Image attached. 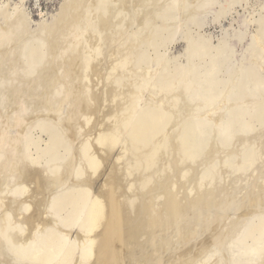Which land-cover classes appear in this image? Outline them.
<instances>
[{"label":"bare ground","instance_id":"bare-ground-1","mask_svg":"<svg viewBox=\"0 0 264 264\" xmlns=\"http://www.w3.org/2000/svg\"><path fill=\"white\" fill-rule=\"evenodd\" d=\"M26 1H0V264H264V216L217 202L264 155V1L62 0L35 26ZM248 5L239 65L222 20Z\"/></svg>","mask_w":264,"mask_h":264},{"label":"rangeland","instance_id":"rangeland-1","mask_svg":"<svg viewBox=\"0 0 264 264\" xmlns=\"http://www.w3.org/2000/svg\"><path fill=\"white\" fill-rule=\"evenodd\" d=\"M1 1V0H0ZM261 1H264V0H250V2L251 3H253L254 4V2H256V3H258V2H261ZM11 2H18V0H11ZM61 3H62V0H27L26 2H24V4H25V7H26V10H27V12H28V15H29V17L31 18V20H32V22H33V25L35 26L36 24H38L40 21H42L43 19H47V20H50L51 19V17L53 16V15H55L57 12H58V10H59V7H60V5H61ZM255 6V5H254ZM252 8H251V6L250 5H248V6H244V7H238L237 9H236V12H234L231 16H229V17H227L226 19H223L222 20V23H223V25H225V26H228V27H230L231 25H232V27L235 29V31H236V33L235 34H237L238 32H239V30L241 31H248L247 32V35H246V37H245V40H244V42L243 43H240L239 41H238V39H237V37H233V40H231V45L235 48V58L240 62V64L239 65H241V61H243L245 64H248V58H249V55H250V53L249 52H247L245 49V47H247V45L249 44V42H250V39H251V35H252V32H253V30H254V27L253 26H251L250 27V24L248 23V22H246L245 21V17H247V15L249 14V12L250 11H252L251 10ZM213 10H216L217 11V9H215V8H212V11ZM211 18H209V20H210ZM231 29V28H230ZM205 30L207 31V32H212L214 35H219L220 34V31H221V26L219 25V24H213L211 21H209V24L205 27ZM249 33V34H248ZM235 38V39H234ZM183 43L182 42H176V43H174L173 45H172V47H171V52H173L174 54L175 53H178V52H180L182 49H183ZM243 57H244V59H243ZM243 59V60H242ZM92 78H96L95 76L94 77H92ZM98 109V108H97ZM99 115V116H98ZM102 114L101 113H96V116L94 117V119H93V127H92V129H90V132H94L95 130H96V128H98V121H101L102 120V116H101ZM97 117H98V119H97ZM43 138H45V136H43ZM264 155H260L258 158L259 159H257L255 162H254V166L252 167V168H250L244 175H242L239 179H236V180H234L233 182H232V184L234 185L235 184V186H237V187H234L232 184H230L229 186H231V188L230 187H227L226 189L228 190V188H230V189H232L231 190V192H232V194L234 195V194H238V196H236V198H235V196H233V195H231L230 196V194H227V192L229 191H223V193L222 194H220L219 195V197L217 198L218 199V203H219V205L218 206H220L219 208H221V210L222 211H220L221 213H226V214H222L224 217L227 215V217L228 218H226V219H222V218H224L223 216L221 217V219H220V221H221V223L223 222V220H224V222H227L228 220H231V219H235L237 216H242V214H243V216L244 217H248V218H252V217H256V216H264V208H263V206H264V202H261V200H263L264 199V190H262L261 191V188L262 187H264V174H262L263 172H264V167H263V169H262V166H264V160L262 161V158H264L263 157ZM262 157V158H261ZM218 160H219V158L217 157V159H216V161H214V162H216V165L217 166H220L219 164V162H218ZM261 161V162H260ZM258 162V163H257ZM261 165H260V164ZM258 165V166H257ZM255 166H256V168H257V170L255 169ZM259 166H261V168L259 167ZM259 169H261V170H263V172L261 171V170H259ZM259 170V171H258ZM250 172V173H249ZM258 172V174H256ZM260 173V174H259ZM256 174V175H255ZM245 175H246V177H245ZM259 175H260V177H259ZM254 176V177H253ZM262 176V177H261ZM244 177H245V179H244ZM254 178V179H253ZM260 178V180L258 181V179ZM263 180H262V179ZM254 181H253V180ZM237 180H239V181H237ZM240 180H242V181H240ZM255 180H257V182H255ZM97 182H99V179L98 180H96ZM263 181V182H262ZM261 182V183H260ZM238 183V184H237ZM251 183H254L253 185H254V187H252V189H251V187H249V186H253L252 184L250 185ZM260 183V184H259ZM95 184V183H94ZM249 184V185H248ZM259 184V186H257ZM262 184V185H261ZM245 185V188L243 187ZM256 185V186H255ZM239 186H240V188H241V186L243 187V188H239ZM256 187V188H255ZM234 188H237V189H234ZM253 188H255V189H253ZM240 189V190H239ZM251 189V190H250ZM259 191H261V192H263V194L261 193V192H259ZM236 191V193H233L234 191ZM245 192H244V191ZM239 193H238V192ZM249 191V192H248ZM254 191V192H253ZM258 191L259 193H256V192ZM231 192H229V193H231ZM244 193H246L247 194V196H250V198H248L247 196H245V194ZM254 193V194H253ZM225 194H227L226 196H225ZM228 195L231 197H228ZM256 195H260V198L258 199L257 197H259V196H256ZM254 196V197H253ZM227 197V198H226ZM246 197V198H245ZM262 197H263V199H262ZM237 198H239V200L237 199ZM253 200H252V199ZM258 199V201L256 202V200ZM225 199H227L229 202H227ZM230 199V200H229ZM233 199H235V200H237L236 202H235V200H233ZM249 200V201H247V200ZM233 200V201H232ZM255 200V201H254ZM225 201V202H224ZM231 201V202H230ZM239 201L241 202V204L239 203ZM264 201V200H263ZM226 202H227V204H226ZM235 202V203H234ZM243 202V203H242ZM259 202V203H258ZM221 203V204H220ZM225 203V204H224ZM237 203H239L240 205L238 206V204ZM254 203H256L257 204V206H256V204H254ZM261 204V205H260ZM222 205V206H221ZM232 206H235L236 208H234V207H232ZM251 206V207H250ZM223 207V208H222ZM247 207H249V209H246ZM227 208L229 209V210H227ZM231 208V209H230ZM238 208V209H237ZM240 208V209H239ZM257 208V209H256ZM235 209V210H234ZM242 209V210H241ZM255 211H254V210ZM207 210V209H206ZM205 210V211H206ZM244 210V211H243ZM246 210V211H245ZM262 210V212H259V211H261ZM235 211V212H234ZM239 211V212H238ZM254 211V212H253ZM207 212H208V210H207ZM210 212H212V213H210ZM237 212V213H236ZM248 212H252L251 213V215H250V213H248ZM214 213V214H213ZM228 213V214H227ZM239 213V214H238ZM248 213V214H247ZM220 214V213H219ZM218 214V215H219ZM230 214V215H229ZM211 215V216H210ZM212 215H214L213 217H215L217 214L215 213V211L213 212L212 210H209V212L208 213H204L202 216H201V218L198 220V222H199V225L198 226H195L197 229V234L196 235H198V237L196 236V238H197V240H201V239H203V238H205V237H209L211 234H212V232L210 231L211 230V228L213 229V227H215V225L217 224V222L216 221H213V222H211V224H210V227L209 228H204V230H203V227L201 226V224H202V221H205V220H207V219H212L213 217H212ZM217 215V216H218ZM247 215V216H246ZM206 216V217H205ZM208 216V217H207ZM228 219V220H227ZM213 220V219H212ZM227 220V221H226ZM220 223V222H219ZM202 227V229H200ZM198 229H199V231H202L203 230V232H204V234L202 233V232H198ZM208 229V230H207ZM206 230V231H205ZM225 229L223 228V229H221V231H224ZM202 233V234H201ZM200 236V237H199ZM203 236V238H201ZM201 238V239H200ZM235 241V240H234ZM212 242V243H211ZM236 242V241H235ZM208 244V245H207ZM205 246H203V248L201 249V250H205L204 248H211L212 247V245H213V240H209L206 244H204ZM242 247V246H241ZM214 248V247H213ZM243 248V247H242ZM196 252H198V250H196ZM201 252V251H200ZM200 252H198V253H200ZM197 253V254H198ZM194 256V257H193ZM192 257H190L189 258V260L191 261V259H192V261H193V263L195 264H198V263H200L201 261H199L198 263H197V260L199 259H197L196 261H195V259L197 258V257H195V256H197V255H193ZM154 257V256H153ZM221 257V256H220ZM191 261V262H192ZM187 262H189L188 260H187ZM153 263L155 264V261H154V259H153ZM157 264H159V262L157 261L156 262ZM190 263V262H189ZM188 263V264H189ZM192 263V264H193ZM185 264H187L186 262H185ZM191 264V263H190ZM207 264H210V263H207Z\"/></svg>","mask_w":264,"mask_h":264}]
</instances>
